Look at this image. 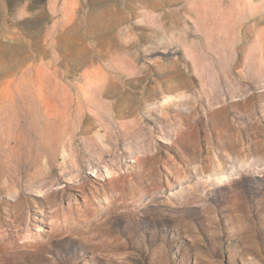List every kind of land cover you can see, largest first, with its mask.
<instances>
[{"label":"rangeland","instance_id":"374dc122","mask_svg":"<svg viewBox=\"0 0 264 264\" xmlns=\"http://www.w3.org/2000/svg\"><path fill=\"white\" fill-rule=\"evenodd\" d=\"M0 264H264V0H0Z\"/></svg>","mask_w":264,"mask_h":264},{"label":"bare ground","instance_id":"6f19581e","mask_svg":"<svg viewBox=\"0 0 264 264\" xmlns=\"http://www.w3.org/2000/svg\"><path fill=\"white\" fill-rule=\"evenodd\" d=\"M237 64V63H236ZM143 128V127H142ZM142 128L140 129V134H142ZM143 133H144V130H143ZM98 135H100V134H98ZM100 137V136H99ZM98 137V138H99ZM148 138H149V136H148ZM148 138H146V139H148ZM102 139V138H101ZM145 139V142H144V144L142 145V148H143V150L145 151V152H147V151H149L150 149H151V145L150 144H148ZM148 141H150V140H148ZM152 150V149H151ZM149 155V154H148ZM150 155H152V154H150ZM153 161H155L154 159H153ZM25 170V169H24ZM27 171V170H26ZM15 178V177H14ZM22 184V183H21ZM22 188L24 187V184H22V186H21Z\"/></svg>","mask_w":264,"mask_h":264}]
</instances>
